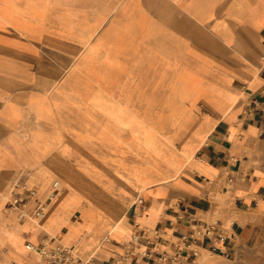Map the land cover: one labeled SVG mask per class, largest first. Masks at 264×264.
<instances>
[{
  "label": "crops",
  "instance_id": "crops-1",
  "mask_svg": "<svg viewBox=\"0 0 264 264\" xmlns=\"http://www.w3.org/2000/svg\"><path fill=\"white\" fill-rule=\"evenodd\" d=\"M18 41L48 43L46 69H116L111 94L103 74L87 101L86 116L102 124L74 129L67 118L61 134H23L18 111L28 101L7 102V82L21 85L7 69L39 68L18 60ZM18 166L31 167L28 185L39 170L47 183L63 179L30 186L31 210L55 182L57 194H71L74 213L57 238L74 215L99 218L88 247L79 239L86 227L67 241L99 264L123 253L134 222L159 232L157 252H174L193 225H213V239L183 252L193 264L216 255L213 246L232 264H264V0H0V246L10 250L0 264H36L26 235L35 243L50 235L41 223L54 214V202L40 221L3 214ZM137 198L147 206L141 216ZM150 249H136L135 263L153 264L140 256Z\"/></svg>",
  "mask_w": 264,
  "mask_h": 264
},
{
  "label": "rangeland",
  "instance_id": "rangeland-1",
  "mask_svg": "<svg viewBox=\"0 0 264 264\" xmlns=\"http://www.w3.org/2000/svg\"><path fill=\"white\" fill-rule=\"evenodd\" d=\"M47 45L48 43L46 42L18 41V60H23L25 63L24 66L26 67L32 68L38 66L39 69H7L8 79L14 80L16 79L15 77H19L21 81V85L19 87L17 86V88H14L16 84H9L7 82V86L13 87L7 89V102L12 97H18V101L20 102L28 101V104L20 105V110L18 111V116L22 119L20 123L22 126L21 132L24 134L27 133L26 131H28V129L38 128L48 135L61 134L62 128L64 127L63 121L67 118L71 121L70 124L74 125V129H77V126L81 124L101 125L102 120L86 116L87 101L98 89L99 85L97 82L102 80L103 74H107L109 78L112 77L110 84H103V89H106L105 91L109 94H111V90L109 91L107 88L110 89L116 79L121 77V74L116 73L114 71L116 69H66L65 71L46 69V63L49 60ZM59 103L65 105L64 108H61L60 114H58L57 108ZM35 107L40 108L41 119H37L34 115L33 108ZM62 140L64 141V139ZM58 147L59 146H54L53 151H57ZM137 156L136 154V158ZM157 156L159 155L152 154V161H155ZM31 171V167L18 166V170L13 172V176L18 177V180L25 183ZM45 175L46 173L44 170H39L33 175L29 181V185L27 183L25 184L29 187L36 185L39 189H44L47 188L52 181L57 180L61 186L63 185V179L57 175L52 176L47 183ZM31 188L36 189L35 187ZM88 188V191L91 190L90 192H94V187L88 186ZM136 190L138 191V187H136ZM67 202H72L71 194L68 191H64L61 187L51 207V209H54V214L52 215L50 211H48L45 219L41 223L53 238H57V231L61 225L70 222L71 217L62 214L64 205H66ZM124 215L119 217L118 224L126 221ZM72 220L73 222L70 225L69 232L62 237V240L58 239L67 245V241L74 239L76 235L79 234H77V231L80 230V232H83V228L86 227L87 229L79 236L81 247L85 249L89 245L88 238L93 233V229H90V227L92 224L94 226V224L99 221V218L93 217L88 220L74 215ZM75 225H80L82 228H75ZM27 228V224H23L21 231L24 232ZM27 236L29 237L30 235H26V237ZM101 243L97 244V247H99ZM23 249L26 251L24 246ZM8 254H10V250L5 246H0V256H2L0 260ZM18 257L25 260L26 252L23 254V258L20 256ZM18 264L22 263L18 261ZM194 264L232 263L219 256L207 254L203 257H199Z\"/></svg>",
  "mask_w": 264,
  "mask_h": 264
},
{
  "label": "built area",
  "instance_id": "built-area-1",
  "mask_svg": "<svg viewBox=\"0 0 264 264\" xmlns=\"http://www.w3.org/2000/svg\"><path fill=\"white\" fill-rule=\"evenodd\" d=\"M58 184L55 182L46 193L45 197L39 201L33 210L31 206L38 198V190L32 189L27 184L20 180H15L9 186V200L3 210V214L7 217H15L18 221L22 222L25 219H32L34 221H40L46 215L49 207L57 198ZM135 216H141L147 206L142 198H138L136 203ZM7 227L10 224L6 225ZM193 232L188 235H183L176 238L174 245V252L155 251L153 246L156 242H160L162 236L157 230H149L140 227V225L134 222L133 230L130 234V240L124 246V251L116 258H114L113 264H136L138 261L135 251L144 245L151 247L150 250L142 251L140 256L146 261H153V264H193V260L190 254H183L184 251L194 245V240L204 241L206 239H213L216 235L215 227L213 225L203 224L201 226L193 225ZM156 241V242H155ZM25 248L30 253L36 255V264H99L94 256L82 257L74 245H66L59 239L48 235L45 238L40 239L38 242H33L30 237L25 240ZM212 253L224 257H229V254L218 247H211Z\"/></svg>",
  "mask_w": 264,
  "mask_h": 264
},
{
  "label": "bare ground",
  "instance_id": "bare-ground-1",
  "mask_svg": "<svg viewBox=\"0 0 264 264\" xmlns=\"http://www.w3.org/2000/svg\"><path fill=\"white\" fill-rule=\"evenodd\" d=\"M74 208H73V203L71 202V203H69V202H67L66 203V205H64V209H63V215H67V216H72L73 215V210ZM95 225V224H94ZM90 229H93V224H92V226L90 227ZM96 232L95 231H93V233H92V235L88 238V243L90 244L95 238H96ZM56 239H58V238H56Z\"/></svg>",
  "mask_w": 264,
  "mask_h": 264
}]
</instances>
